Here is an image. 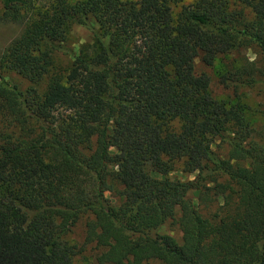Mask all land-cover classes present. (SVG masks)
Listing matches in <instances>:
<instances>
[{"label":"trees","instance_id":"1","mask_svg":"<svg viewBox=\"0 0 264 264\" xmlns=\"http://www.w3.org/2000/svg\"><path fill=\"white\" fill-rule=\"evenodd\" d=\"M179 2L0 0V22L22 26L0 54V264H78L84 249L67 237L84 219L101 264H264V140L196 69L264 54V0H198L176 15ZM73 25L93 43L65 78L49 75ZM258 78L264 64L248 60L220 81ZM177 161L194 180L168 178ZM169 224L181 241L161 233Z\"/></svg>","mask_w":264,"mask_h":264},{"label":"rangeland","instance_id":"2","mask_svg":"<svg viewBox=\"0 0 264 264\" xmlns=\"http://www.w3.org/2000/svg\"><path fill=\"white\" fill-rule=\"evenodd\" d=\"M84 1V0H72ZM136 1V0H131ZM233 0L232 3H234ZM198 0H180L179 3L173 4V11L177 15L183 6L196 4ZM3 13V7L0 4V16ZM22 26L13 23L0 22V54L4 52L5 48L21 34ZM92 34L84 27L73 25L68 30L67 40L64 44L66 51H59L54 54L53 66L50 70V74H60L65 78L68 71L72 67L73 52L78 53L81 48L91 45L93 42ZM257 61L258 65L264 64V54L253 46L245 47L238 52L230 55L219 57L212 66H206L201 59L196 60V69L198 73H206L211 79V93L219 101L226 103H240L246 108L247 119L250 121L253 128L256 129V136L258 139L264 140V78H258L257 82L253 85H243L239 89L227 88L221 83V78L230 71L241 68L247 61ZM4 77L8 80H12L19 84L22 89L27 88L29 83L17 74L11 71H5ZM46 83V81H45ZM41 85L40 89L46 86ZM7 124L3 123L0 118V132L7 130ZM5 130V131H6ZM7 132H10L8 130ZM228 147L221 145L218 151L221 154L227 153ZM147 171L152 174L153 177L162 179L161 176L153 173L151 169L147 168ZM196 174L187 173L184 170L183 161H177L174 165V170L168 175V178L172 180H179L182 182H188L194 180ZM196 193L190 192V198H195ZM113 205L118 207L122 203V199L115 194H108ZM218 204L213 205L209 209H204L202 206V212L206 216H211L216 212ZM86 220H81L69 233L67 239L72 245H77L79 248H83V253L77 257L78 264H101L99 257L102 252L93 244L86 243ZM161 233L168 234L181 241L182 233L179 231L177 225L169 224L165 226ZM146 264H161L157 261H150Z\"/></svg>","mask_w":264,"mask_h":264}]
</instances>
